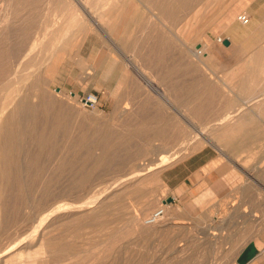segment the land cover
<instances>
[{
  "label": "rangeland",
  "instance_id": "obj_1",
  "mask_svg": "<svg viewBox=\"0 0 264 264\" xmlns=\"http://www.w3.org/2000/svg\"><path fill=\"white\" fill-rule=\"evenodd\" d=\"M37 1L25 5H17L16 12H12L8 19L10 22L7 20L5 21L7 24L2 22L3 24L1 25L0 23L2 26L0 27V37L1 40L3 39L0 41L2 42L0 43L1 48L6 53H11L9 58L3 60L4 70L9 72L16 69L19 75L27 71H31L34 74L33 83L28 80V82L22 83L23 85L19 84L22 86V91H20L19 95V98H21L20 109L18 108L19 110L12 115L14 117L10 116L5 120L6 123L4 124L6 125H4L3 129H7V132L3 130V137L2 134L0 135V151L3 153V155L2 153L0 155V175H2L0 176V189L2 190H0V196H2L0 197V231L6 228L3 233L0 232V248L3 249L6 245L19 240L23 245L21 248L22 254L20 257L10 260L11 264H26L27 262H30V264H45L42 262L44 259H48L47 264H230L231 254L229 253V248L233 244L232 242L245 235V230L248 229L261 232H257V236L261 235L260 240H263V246L262 248L258 247V245L256 246L259 249V264H264V179L259 178V185H252L250 186L251 188L241 191V194L237 193L234 186L236 182L231 175L234 168H231L233 165L228 163L229 161H227L226 157V155L237 156L241 152V156L237 157H241L239 159L242 160L247 159L249 167L264 163V160L262 161L264 159V155H262L264 153V130L259 129L263 124L257 121L258 117L255 115L252 116L255 119L253 124H249L254 129H244L236 133L233 143L229 146L226 144L228 146L225 149L226 155L219 153L210 143L195 149L193 147L194 143L196 144V142L201 140L198 138L188 145L187 149L179 152L178 159L176 158L170 164L156 168L154 171L151 170L159 183L144 184L134 179L127 180V182L121 181L132 169L142 168L144 169L143 172H146L147 165L157 160L159 152L165 146L171 147L170 145H174V147H178L180 146L178 145L179 142L185 136L189 135L190 137L196 131H202L204 127H206L203 129L205 131L211 129L210 125L212 126L214 122L209 119L212 118V115L196 114L195 111H204L205 109L212 111V105L205 108L201 105L202 101L200 99L196 100L191 95L193 94L192 87L196 88L201 83L200 79L198 82L196 80L197 74H199L198 77L204 79L207 72L211 77L208 78V81L213 85V80L217 77L213 72L214 67L217 65L216 56L206 61L204 65H199V67L195 65V62L187 63L189 61L178 49L176 37L181 34L180 29L184 25L187 28L189 24L187 23L186 25L187 20L190 22V30L195 31L203 23L202 21L210 19L207 16L208 14L210 16L213 13H217L221 7V12L217 16H215L216 14L211 16L216 18L209 23L199 39H201V43L202 41L206 43L207 47L204 51L207 54L210 48L216 51L223 49L224 43L217 42V36L223 37L224 29L228 27V23L231 20H235L238 13L244 12V7L251 4L252 0H210L205 6L203 5L205 8L201 6L202 0H200L202 3L199 0H195L192 3L193 6L190 5L189 9L186 6L182 10L181 7L169 3L171 0H161L162 4L159 2L160 0H153L155 4L153 9L144 7L133 0H121L119 18L110 29L105 23L95 25L91 20L92 18H97L98 11L100 13V11L108 9V7L103 9L104 6L101 3L98 4L100 5L98 8L93 7L92 9L89 7L87 9L82 3H77L74 0H71L72 4H69L70 0H58L59 2L57 0H48V3L46 0H39L38 3ZM163 2L166 6L163 5ZM5 3V0H0V16ZM157 4H161L160 8ZM217 4L219 8L216 7ZM72 6H75L81 16L88 18L87 21L91 24L93 30L85 34L82 37L83 39L81 38L82 41L78 49L73 48L69 52V44L79 38L73 34L74 28L83 24L72 22L69 16V10ZM196 6H200V8L197 9ZM174 7L177 8V12ZM26 8L27 11L25 12ZM29 8L32 9L29 10ZM165 8H167V13H164L165 15L167 14L166 17L168 19L165 24L157 20L149 22L147 17L162 15ZM193 9L198 15V18L195 17V20L198 19L197 23L194 22V16H191L194 14H191ZM180 10L183 14L185 10L188 14L190 12L191 18L186 12L183 15ZM95 11L97 12L95 13ZM203 12H205L204 15H201ZM211 12L212 14H210ZM19 13L20 16L18 15V17L17 14ZM28 13L36 15L32 16ZM176 13L177 15H182L179 18L180 20L178 19L179 15L177 17ZM23 14L28 18L24 17ZM122 15H126L124 21H122ZM204 16L207 18L205 17L204 19ZM172 17L173 19H171ZM185 17H189L192 22ZM12 18L17 21L15 19L13 21ZM21 18L26 19L22 20ZM20 19L21 23H19ZM179 21L185 22L184 25ZM15 23L16 26L14 25L15 27H13ZM146 26H149L147 27L148 29ZM17 27L19 29H15ZM151 27L154 29H152V32H150ZM178 27L180 31L175 29H178ZM187 29L185 30L187 31ZM12 30L15 31L13 32ZM61 30L65 31L66 36L64 39L67 40L68 44L62 45L65 49L63 51L69 54L65 55L64 59L59 58L62 60L54 62L58 66L55 64L56 66L52 65L54 68H51L49 67L51 57L58 48L51 47L49 51L48 49L45 51L44 48L47 45V40L51 36L59 35ZM159 31L162 32V35H160ZM186 31H182L183 35L187 33ZM152 35L154 36L153 38ZM24 38L25 41L27 39L29 41L22 42ZM4 39L6 40L5 42ZM15 39H18L17 41L21 42V44ZM158 40H160V43ZM172 40L176 45L175 47L172 46ZM197 41L195 37L193 44ZM13 42H15V45H12ZM149 42L151 43L149 44ZM24 43L27 45H24ZM151 44H153V47ZM159 45H162V47ZM13 46L14 50L17 48L16 51L13 50ZM196 46L198 47L199 44ZM133 47L137 48V51ZM166 47H172L169 50L174 47L173 50L177 51V53L175 51L174 53L173 50V53L170 52ZM143 48H146L145 50L149 52L141 50ZM155 48L156 50H154ZM157 51L160 52L159 55ZM13 54L15 57H13ZM46 55H49L51 59L46 57ZM135 55H137V58L134 59ZM179 55L182 56V59ZM150 56L152 57L150 58ZM6 59L11 61L9 65ZM133 59L137 60L138 64ZM164 60L165 62H163ZM181 60H186V64H182ZM35 61L36 63L37 61L40 62L35 64ZM177 61L181 64L176 63ZM141 62L145 63L143 70H149L148 73L156 76L154 77V84L165 86V95L168 98L166 102L156 89L145 85L144 80L133 69L142 68ZM169 63L172 64L170 65ZM133 64L135 65L134 67ZM46 65L52 70L55 69V71L53 73L50 71L49 73ZM167 65H170V68ZM173 65L175 68H172ZM10 67L11 69H8ZM145 67L148 68L146 69ZM167 69H171L169 70L171 76H169ZM178 72L179 75H177ZM168 77H172L171 80ZM6 81L7 79L4 80V82ZM190 82L192 86L189 85ZM30 86L32 87L30 88ZM24 89H26V92H23L25 91ZM33 92H35V97L30 95ZM89 95L96 96V101L93 105L83 101ZM23 106L29 107V113L26 112L27 108L25 107V111ZM33 106L35 109L32 108ZM180 112H184V114L179 115ZM10 118L13 119V122ZM4 137L5 139L7 138V144ZM11 140L14 142H12L13 144ZM175 143L177 144L175 145ZM1 144L6 145L4 146L5 148ZM185 145L182 146V149ZM203 147L209 148L211 153H214L215 159L203 168L202 174L200 173L201 175L198 174V176L195 174L197 178L194 175L191 180H188L187 183L189 182V184L187 187L181 186L180 179H174L168 186L163 179L164 169ZM248 151H253L254 153L249 155ZM259 157L263 158H260V160ZM151 171H147L144 176L151 175ZM135 181L137 185H134ZM226 184L231 187L233 185V190L229 188L228 191ZM125 185L126 188L123 187ZM258 191L259 193H257ZM113 192L116 196L113 195ZM244 195L247 196L245 197ZM94 196L100 197L98 198L99 200H96V204L91 205L99 206L100 203L102 206L100 208L102 209L88 213L89 209L87 210L85 206L82 207L84 204L81 203L90 201ZM146 196L153 199L149 205L142 202L138 203L140 199L141 201L143 200L141 197L145 199L147 198ZM168 198L171 201H168ZM245 198L248 201L243 200ZM249 199L251 200L249 201ZM230 201L233 204L243 203L244 201L246 204L243 203L241 205L247 210L256 209L257 213L260 212L258 213L260 218L262 217L261 224H256V227L250 228L251 226L240 223L241 219L238 218L240 214L238 211H231L235 214L233 213V217L232 215L230 217L231 212L225 210L228 205L232 204ZM79 203L80 206L76 205L75 207V204ZM161 203L170 205V211L173 213L171 215L167 214L165 218L170 217L168 220L174 222L169 224L174 225L175 232L170 231V229L167 232L165 226L152 227L144 222V218L153 210L159 208ZM59 206L60 210H56ZM51 210L56 212L50 216V219L46 220L41 229L47 231L50 228V232L47 231V233L59 243L45 250L43 249L44 253L38 243L39 241L37 242L36 236L31 237L33 233H30V230L33 232L41 217L43 218L44 214ZM208 216L213 218L210 219ZM216 216L224 217L226 221L228 220L226 222L228 224L225 223L227 227L223 228L224 230L211 228L210 222L212 223ZM29 226L30 228H28ZM212 231H216L218 239H222L214 242ZM8 236L12 237L8 238ZM235 237L236 239H234ZM85 238L90 241L88 242ZM254 243L256 244L255 240L250 239L245 245ZM218 246L220 247L217 248ZM240 251L237 252L233 264H238L237 257Z\"/></svg>",
  "mask_w": 264,
  "mask_h": 264
},
{
  "label": "bare ground",
  "instance_id": "obj_2",
  "mask_svg": "<svg viewBox=\"0 0 264 264\" xmlns=\"http://www.w3.org/2000/svg\"><path fill=\"white\" fill-rule=\"evenodd\" d=\"M34 1H36V0H5V7H4V9H3V12H2V14H1V16H0V23H1V25L3 24L2 22H5V21H7L8 19H9V17H10V15L12 14V12H14L15 11V9H16V6L17 5H25V4H28V3H31V2H34ZM58 1V0H57ZM66 1V0H65ZM75 2H77V3H82L83 4V6L84 7H86L87 9H89V7L90 8H92L93 9V7H95V8H98V6H100V5H98V4H100L101 3V5H103L104 7H103V9L105 8V7H108V9L107 10H104V11H100V13H98L97 11H95V13L97 12V18H96V16H95V18L96 19H91L94 23H95V25H98V24H103V23H105V25H107L108 26V28L110 29V28H112L113 27V24L114 23H116V21H117V19L119 18V10L121 9V7L119 6L120 5V2H121V0H74ZM133 1H135V2H138V3H140L142 6H144V7H148V8H152L153 9V5H155L154 4V2H153V0L152 1H150V0H133ZM163 1H165V0H163ZM166 1H168V0H166ZM172 1V2H171ZM169 3H171L172 5H175V6H177V7H181V10L182 9H185V7L187 6V8L189 9V7H190V5H192V3L195 1V0H171ZM200 1V0H199ZM202 1H203V3H202ZM202 1H200V3H202L201 4V6H202V8H205V7H203V5L205 6L207 3H208V1H210V0H202ZM212 1V0H211ZM39 2V0L37 1V3ZM45 2V1H44ZM43 2V3H44ZM46 2L48 3V0H46ZM45 2V3H46ZM59 2V1H58ZM152 2V3H151ZM159 2H161V0L159 1ZM217 2V1H216ZM42 3V4H43ZM73 2H71V0H70V2H69V4H72ZM128 3V2H127ZM127 3H126V5H127ZM133 3V2H132ZM218 3V2H217ZM33 4V3H32ZM34 4H36V3H34ZM161 4H162V2H161ZM161 4L159 5V4H157L158 6H159V8H160V6H161ZM216 4V3H215ZM214 4V5H215ZM219 5H221L220 3H218ZM218 4L216 5V7H218L219 8V6H218ZM163 5L164 6H166L165 4H164V2H163ZM195 5H196V2H195ZM199 5V4H198ZM42 6V5H41ZM193 6V5H192ZM19 7V6H18ZM81 7H82V5H81ZM169 7H171V6H169ZM184 7V8H183ZM24 8V7H23ZM32 8H34V7H32ZM32 8H29V10L30 9H32ZM134 8V7H133ZM136 8H138V7H136ZM174 8H176V7H174ZM186 8V9H187ZM196 8L198 9V8H200V6L199 7H197L196 6ZM19 9V8H18ZM21 9V8H20ZM35 9H37V8H35ZM34 9V10H35ZM42 9H43V6H42ZM135 9V8H134ZM166 9L167 8H165V11H163V13L164 12H166L167 13V11H166ZM187 9V10H188ZM195 9V8H194ZM192 10V11H194V12H192L191 11V14L192 13H194V14H192L191 16H194L193 18H194V22H196L198 19V15H196V11L195 10ZM207 9V8H206ZM209 9V8H208ZM217 9V8H216ZM220 9H221V7H220ZM218 10L217 11V13H213V14H216L215 16H217L220 12H221V10ZM28 10V12H30ZM83 10V9H82ZM169 10H171V9H169ZM180 10V12L182 13V11ZM200 10V9H199ZM21 11V10H20ZM27 11V8H26V10H25V12ZM32 11V10H31ZM35 11H37V10H35ZM35 11H33V12H35ZM40 11V10H39ZM38 11V12H39ZM134 12H135V10H133ZM156 11V10H155ZM157 11H159L158 9H157ZM174 11V10H173ZM176 12H177V8H176V10H175ZM184 11V10H183ZM190 11V10H189ZM198 11V10H197ZM206 11V10H205ZM16 12V11H15ZM23 12H24V10H23ZM24 12V13H25ZM32 12V13H33ZM85 12V11H84ZM133 12V13H134ZM150 12V11H149ZM169 12V11H168ZM179 12V13H180ZM185 12H186V10L184 11V14H185ZM210 12V11H209ZM21 13V12H20ZM20 13L19 14H17V16L19 15L20 16ZM94 13V12H93ZM142 13H144V12H142ZM162 13V15H159V16H156V15H151L149 18L147 17V19H149V22L151 21V20H157L158 22H160V23H162V24H165V22H167V14L165 15V13L163 14ZM170 13V12H169ZM169 13H168V16H169ZM187 13V12H186ZM200 13V12H199ZM204 13L205 12H203V14L201 13V15H204ZM16 14V13H15ZM28 14H30V13H28ZM85 14V13H84ZM88 14V13H87ZM153 14V13H152ZM158 14V13H157ZM173 14V13H172ZM174 14H175V12H174ZM173 14V15H174ZM183 14V13H182ZM183 14V15H184ZM188 14V13H187ZM189 14H190V12H189ZM188 14V15H189ZM198 14V13H197ZM210 14H212V12L210 13ZM212 14V15H213ZM24 15V14H23ZM26 15H27V13H26ZM26 15H24V17H27ZM30 15H32V16H34V15H36V14H30ZM29 15V16H30ZM86 15V14H85ZM143 15V14H142ZM172 15V16H173ZM176 15H177V13H176ZM178 15H179V17H178ZM177 15V17H178V19L180 18V16H182V15H180V14H178ZM188 15H186V16H188ZM196 15V16H195ZM206 15V14H205ZM212 15H210L209 16V14L207 15L208 16V18H210V19H206V20H204V21H206V22H204V21H202L203 23L201 24V25H199V27H198V29H196L195 31H193L192 29V31L190 30V26H189V24H190V22H189V20H187L188 22H186V25H187V23H189L188 25H187V28H186V26L184 25V23H182L183 21H184V19H182L183 21H179V22H181L184 26L181 28L180 27V25H178L179 27H178V29L177 28H175L177 31H180L181 32V34H179V35H177V37H176V40H177V43H178V49L180 50V52H182V55L189 61V62H187V63H193V62H195V65L196 66H198L199 67V65H204L205 64V62L206 61H208L209 59H210V57L209 56H207V55H204V54H206V51H204V49H206V47L204 46V44H201V39H199V37H200V35H201V33L202 32H204V30L207 28V26L209 25V23L211 22V21H213V19L214 18H216V17H211ZM18 16V17H19ZM32 16H30L31 18H32ZM69 16H70V18H71V20H72V22H79V23H83L82 24V26H76L74 29V32H73V34H75V35H77V38L79 37L80 38V41H79V38L76 40L75 38V40H73L74 42L73 43H71V44H69L70 45V49H69V52L73 49V48H77L78 49V47H80L79 45H80V43H81V38L85 35V34H87L88 32H90V31H92L93 30V27L91 26V24L87 21V19L86 18H84L83 16H81L80 15V13L78 12V10L75 8V6H72V8H70V10H69ZM87 16V15H86ZM123 16V15H122ZM126 15H124L123 16V18H122V21H124L125 19H124V17H125ZM191 16L189 15V17L191 18ZM14 17V16H13ZM17 17V18H18ZM132 17V16H131ZM145 17H146V15H145ZM189 17H185V18H188V19H190ZM195 17H197L196 19L197 20H195ZM205 17L206 16H204V19H205ZM28 18V17H27ZM34 18V17H33ZM176 18V17H175ZM184 18V17H183ZM207 18V17H206ZM13 19V18H12ZM15 19V18H14ZM14 19H13V21H14ZM22 19V18H21ZM21 19H20V22H19V20H18V22L19 23H21ZM26 18H24V19H22V20H25ZM171 19H173V17L171 18ZM177 19V18H176ZM178 19H177V21H178ZM16 20V19H15ZM30 20V19H29ZM32 20V19H31ZM36 20V19H35ZM90 19H89V21H91ZM180 20V19H179ZM17 21V20H16ZM28 21V20H27ZM171 21V20H170ZM175 21V20H174ZM185 21H186V19H185ZM190 21H191V19H190ZM8 22H10V20H8ZM12 22V21H11ZM33 22V21H32ZM172 22H173V20H172ZM192 22V21H191ZM198 22V21H197ZM196 22V23H197ZM6 23V22H5ZM4 23V24H5ZM13 23V22H12ZM24 23V22H23ZM34 23V22H33ZM180 23V24H181ZM201 23V22H200ZM7 24V23H6ZM32 24V23H31ZM176 24H177V22H176ZM175 24V25H176ZM191 24H193V23H191ZM195 24V23H194ZM0 25V27H2ZM9 25V24H8ZM12 25V24H11ZM16 26V23L15 24H13V27H15ZM19 25V24H18ZM74 25V24H73ZM147 25H148V22H147ZM171 25V24H170ZM170 25H168V26H170ZM10 26V25H9ZM9 26L7 27L8 28V30L10 29L9 28ZM158 26V25H157ZM172 26V25H171ZM170 26V27H171ZM177 26V25H176ZM182 26V25H181ZM192 26V25H191ZM20 28H21V26H19ZM19 27H17V28H15V29H19ZM147 27H149V26H146V28ZM155 27V26H154ZM172 27H174V26H172ZM171 27V28H172ZM193 27H194V25H193ZM6 28V27H5ZM107 28V27H106ZM170 28V29H171ZM187 29V31L185 30V29ZM1 29V28H0ZM28 29V28H27ZM148 29V28H147ZM152 27H151V30H150V32H152ZM169 29V28H168ZM167 29V30H168ZM180 29V30H179ZM184 31H186L187 33L186 34H184L183 35V30ZM3 30V29H2ZM22 30V29H21ZM154 30V29H153ZM159 30H160V28H159ZM172 30H173V28H172ZM13 31V30H12ZM11 31V33H13ZM161 31H162V29H161ZM177 31H174V32H177ZM16 32H17V30H16ZM154 32V31H153ZM160 32V31H159ZM169 32V31H168ZM193 32V33H192ZM5 33V32H4ZM18 33V32H17ZM28 33H29V31H28ZM161 34L160 35H162V32H160ZM177 33H179V32H177ZM151 34H153V33H151ZM165 34V33H164ZM155 35V34H154ZM4 36V35H3ZM10 36H11V34H10ZM65 36H66V33H65V31L64 30H61L60 31V34L58 35H54V36H51L48 40H47V45L45 46V51L48 49V51H49V48H51V47H56V48H58L57 50H55L54 51V54H53V56L50 58L49 57V55L47 56L46 55V57H49L50 59H51V62H50V66L49 67H51V68H54V66L52 67V65H55L56 63H54V62H56L57 60H62V59H59V58H63L65 55H68L67 54V52H64L65 51V49H64V47H62V45H68L67 44V40H65L64 38H65ZM157 36V35H156ZM5 37V36H4ZM16 37V36H15ZM73 37V36H72ZM71 37V38H72ZM75 37V36H74ZM154 36L152 35V38H153ZM158 37V36H157ZM196 37V40H198L195 44H193V41H194V38ZM12 38H14V37H12ZM160 38V37H159ZM159 38H157V39H159ZM83 39V38H82ZM170 40H171V38H169ZM3 40V39H2ZM1 40V37H0V41H2ZM14 40V39H13ZM18 39H15V41H17ZM22 40V39H21ZM28 40V39H27ZM27 40L25 41V38H24V40H22V42H27ZM162 40V39H161ZM164 40V39H163ZM166 40H167V38H166ZM170 40H168V42L169 43H171L170 42ZM6 40L4 39V42H5ZM29 41V40H28ZM173 41V40H172ZM12 42V41H11ZM10 42V43H11ZM17 42H19V41H17ZM16 42V43H17ZM72 42V41H71ZM154 42V41H153ZM158 42L160 43V40H158ZM0 43H2V42H0ZM15 42H13V44L12 45H15L14 44ZM20 44H21V42H19ZM151 42H149V44H150ZM165 43V42H164ZM163 43V44H164ZM168 43V45L170 46V44ZM5 44V43H4ZM30 44H32L31 42H30ZM158 44V43H157ZM173 44H174V41H173ZM172 44V46H176L175 44L173 45ZM199 44V46L197 47L196 45H198ZM17 45H19V44H17ZM23 45V44H22ZM24 45H27V44H25L24 43ZM138 45V44H137ZM141 45V44H140ZM139 45V46H140ZM153 44H151V46H152ZM167 45V46H168ZM2 46H3V44H2ZM31 46H33V45H31ZM139 46H137L138 48H140ZM157 46V45H156ZM155 46V47H156ZM160 47H162V45H159ZM168 46V47H169ZM16 47V46H15ZM19 47V46H18ZM60 47H62V48H60ZM67 47V46H66ZM143 47H144V45H143ZM150 47V46H149ZM148 47V48H149ZM153 47V46H152ZM168 47H166V48H168ZM174 47H173V49H174ZM9 48V47H8ZM13 48V50H14V46L12 47ZM11 48V49H12ZM28 48H30V47H28ZM133 48H135V47H133ZM147 48V49H148ZM151 48V47H150ZM172 48V47H171ZM171 48H168V50L169 49H171ZM201 49L202 50V54H198V52H197V49ZM10 49V48H9ZM16 49L17 48H15V50L14 51H16ZM63 49H64V51H63ZM136 49V51H137V48H135ZM146 49V48H145ZM144 48L143 49H141V50H145ZM159 49V48H158ZM160 49H162V48H160ZM172 49V50H173ZM177 48H176V50H178ZM150 50V49H149ZM152 50V49H151ZM154 50H156V48L154 49ZM154 50H153V52H154ZM166 50V49H165ZM172 50H169L170 52H172ZM28 51H30V50H28ZM133 51V50H132ZM146 51V50H145ZM148 51V50H147ZM146 51V52H147ZM167 51V50H166ZM165 51V52H166ZM175 50H173V52H174ZM144 52V51H143ZM149 52V51H148ZM147 52V53H148ZM151 52V51H150ZM158 52V51H157ZM172 52V53H173ZM176 53H177V51H175ZM174 52V53H175ZM138 53V52H137ZM155 53V52H154ZM161 53H162V51H161ZM164 53V52H163ZM171 53V54H172ZM27 54V53H26ZM134 54H135V52H134ZM133 54V55H134ZM153 54V53H152ZM158 55L160 54V52H158L157 53ZM10 55H11V53L10 52H8V53H6L5 52V50H3L2 48H1V45H0V135L2 134V131L4 130L3 128H4V125H6V124H4V123H6L5 122V120L8 118V117H10V116H12V115H14L20 108H19V105H20V100H21V98H19V95H20V91H22V86H20L19 84H24V83H26V81L28 82V80H30L31 82L32 81H34V80H32L33 79V77H34V74H32L31 73V71H27V72H25V73H22V74H18L17 73V71H16V69L13 71H9V72H6L5 70H4V68H3V60L5 59V58H9L10 57ZM14 55V54H13ZM140 55V54H139ZM149 55V54H148ZM158 55H157V57H158ZM168 55H170L169 53H168ZM176 55V54H175ZM153 56V55H152ZM152 56H150V58L152 57ZM155 56H156V53H155ZM173 56V55H172ZM180 56V55H179ZM13 57H15V55L13 56ZM46 57H44V59H46ZM77 57V56H76ZM132 57V56H131ZM161 57V56H160ZM169 57V56H168ZM167 57V58H168ZM171 57V56H170ZM174 57V56H173ZM172 57V58H173ZM178 57V56H177ZM181 57V59H182V56H180ZM12 58V57H11ZM135 58H137V55H135V57H134V59ZM64 59V58H63ZM133 59V60H134ZM163 59V58H162ZM177 59V58H176ZM7 60V62H8V65H9V62H11V61H8V59H6ZM167 60H169V59H167ZM166 60V61H167ZM170 60H171V58H170ZM169 60V61H170ZM31 61V60H30ZM43 61V60H42ZM137 64H138V62H137V60H134ZM160 61V60H159ZM174 61V60H173ZM172 61V62H173ZM179 61H180V59H179ZM185 61V62H184ZM181 60V63L182 64H186V60ZM6 62V63H7ZM13 62V61H12ZM39 62L40 61H37V63H36V61H35V64H39ZM48 62H49V60H48ZM163 62H165V60L163 61ZM171 62V61H170ZM46 63V62H45ZM59 63V62H58ZM136 63H134V64H136ZM166 63H168V62H166ZM166 63H164V64H166ZM174 63V62H173ZM176 63H178V61L176 62ZM180 63V62H179ZM178 63V64H179ZM180 63V64H181ZM33 64V63H32ZM34 64V65H35ZM44 64V63H43ZM48 64V63H47ZM133 64V67L135 66ZM136 64V65H137ZM141 64H142V68H140V69H138V68H133V69H135L136 70V72H137V74L144 80V82L146 83L145 85H147L148 87H151V88H153V89H156V91L157 92H159V95H161V98H163L164 99V101L166 102L167 100H168V98L166 97V95H165V91H166V89L164 88L165 86L163 85V86H161V85H157V84H154L155 82V78L154 77H156V76H153L151 73H148V71L149 70H147V71H145V70H143V65L145 64H143L142 62H141ZM170 65L172 64V63H169ZM179 64V65H180ZM57 65V64H56ZM55 65V66H56ZM169 65V66H170ZM174 65H177V64H174ZM173 65V67L172 68H175V66ZM178 65V66H179ZM189 65V64H188ZM32 66V65H31ZM58 66V65H57ZM141 66V65H140ZM146 66V65H145ZM166 66V65H165ZM168 65H167V67H169ZM29 67V66H28ZM40 67V66H39ZM42 67V66H41ZM46 67L48 68V72L50 73V71L53 73V71H55V69H50L49 67H48V65H46ZM46 67H45V69H46ZM137 67V66H136ZM167 67H165V68H167ZM177 67V66H176ZM181 67V66H180ZM183 67V66H182ZM181 67V68H182ZM16 68V67H15ZM38 68V67H37ZM56 68V67H55ZM146 69L148 68V67H145ZM170 68V67H169ZM184 68V67H183ZM188 68V67H187ZM8 69H11V67L10 68H8ZM30 69V68H29ZM26 70V69H25ZM42 70H44V69H42ZM166 70V69H165ZM168 70V74L169 73H171V72H169V70H171V69H167ZM179 70V69H178ZM177 70V71H178ZM46 71H47V69H46ZM37 73V72H36ZM174 73V72H173ZM175 74V73H174ZM38 75H39V73H38ZM176 75V74H175ZM177 75H179V72H178V74ZM42 76V75H41ZM167 76V75H166ZM169 76H171V74H169ZM39 78V77H38ZM38 78H35V79H38ZM169 78V77H168ZM172 78V77H171ZM171 78H169V80H171ZM5 79H7V81L6 82H4V80ZM167 79V78H166ZM161 80V79H160ZM159 81V80H158ZM161 81H163V80H161ZM4 82V83H3ZM33 83V82H32ZM35 83H36V81H35ZM163 83V82H162ZM161 83V84H162ZM22 84V85H23ZM29 84H30V82H29ZM37 84V83H36ZM35 84V85H36ZM159 84H160V82H159ZM164 84V83H163ZM32 85V84H31ZM35 85H34V87H35ZM189 85H191V82H190V84ZM33 86V85H32ZM32 86H30V88L32 87ZM37 86V85H36ZM161 86V87H160ZM192 86V85H191ZM27 87V86H26ZM164 88V89H163ZM35 89H36V87H35ZM25 91H23V92H26V89H24ZM28 90H30L29 88H28ZM24 95H25V93H24ZM28 95V94H27ZM31 96H33V97H35L36 95H35V92H33L32 94H30ZM35 95V96H34ZM167 96H169V95H167ZM24 97V96H23ZM75 97V96H74ZM96 96H94V95H89V100L91 101H96V98H95ZM25 98V97H24ZM32 99V98H31ZM34 100V99H33ZM89 100L88 101H86V102H89ZM24 101V100H23ZM25 101H27V100H25ZM26 104V103H25ZM24 104V105H25ZM28 104V103H27ZM31 104V103H30ZM22 105H23V102H22ZM26 106H28V105H26ZM25 106V107H26ZM34 106H36L35 104H34ZM34 106L32 107V108H34ZM24 107V106H23ZM24 107V108H25ZM9 108V109H8ZM19 108V109H18ZM23 108V109H24ZM26 108H27V111H26ZM25 108V111L26 112H28L29 113V107H26ZM124 108L125 109H127V107L126 106H124ZM8 109V110H7ZM31 109V108H30ZM35 109V108H34ZM128 110V109H127ZM25 111L23 110V112L25 113ZM122 111H123V109H122ZM255 112H252V113H250L249 115H243V116H241V117H238V118H236L235 116H232V115H226V116H224L223 118H221V119H219L217 122H215L212 126L210 125V127H211V129L209 130V131H205V130H203L204 128H206V127H204L203 129H202V131H200L201 133H203V134H205L207 137H202L199 133H195L194 135H190V137H189V135L188 136H185V138H183L180 142H179V144L178 145H180V146H178V147H174V145H170L171 147H168V146H165L164 147V149L163 150H161L160 152H159V154H158V156H157V160L156 161H154V162H151V163H149L148 165H147V169H146V172L147 171H154V169H156V168H161L162 166H164V165H167V164H170L172 161H174L178 156H179V152L180 151H182V150H184V149H187V146L188 145H190V144H192L193 142H194V140H196V139H198V138H200L201 140H199L198 142H196V144L194 143V148L196 149L197 147H199V146H201V145H204V144H206V143H212L214 146H216V148L219 150V153H221V154H223V155H226L225 154V149H226V147H228L229 145H231L233 142V140H234V138L236 137L235 136V134L236 133H238L239 131H242V130H244V129H249L250 128V130L251 129H254V127L253 126H249V124H253V122H254V120L255 119H253L252 118V116L253 115H255L256 117H258V120L257 121H259V122H261V121H263L262 120V114H261V108L260 107H257L255 110H254ZM21 113V112H20ZM125 113V112H124ZM127 113V112H126ZM19 114V113H18ZM25 114H27V113H25ZM183 115L184 114V112L183 113H179V115ZM24 115V114H23ZM28 115V114H27ZM19 117H20V115H18ZM17 116V117H18ZM185 116V115H184ZM12 117H14V116H12ZM16 117V118H17ZM23 117V116H22ZM21 118V117H20ZM20 118H18V119H20ZM24 118V117H23ZM11 119V118H10ZM13 119H11V121H12ZM15 120V119H14ZM21 120V119H20ZM16 121V120H15ZM13 122V121H12ZM12 122H11V125H12ZM17 122V121H16ZM27 122V121H26ZM19 123H21L20 121H19ZM19 123H18V125H19ZM28 123V122H27ZM31 123V122H30ZM207 124V123H206ZM207 126V125H206ZM6 127V126H5ZM12 127V126H11ZM16 127H17V124H16ZM22 127V126H21ZM27 127V126H26ZM30 127V126H29ZM7 128V127H6ZM28 128V127H27ZM201 128V127H200ZM208 128H209V125H208ZM260 130L261 129H263L264 130V126H260V128H259ZM6 130V132H7V129H5ZM4 130V131H5ZM15 130V129H14ZM17 130V129H16ZM24 130V129H23ZM201 130V129H200ZM262 130V131H263ZM19 131V130H18ZM17 132V131H16ZM15 132V133H16ZM9 133V132H8ZM18 133V132H17ZM16 133V134H17ZM10 134V133H9ZM6 135H8V134H6ZM263 135H264V132H263ZM2 137H3V134H2ZM7 137V136H6ZM16 137V136H15ZM1 138V137H0ZM3 139V138H2ZM4 139H5V137H4ZM7 139V138H6ZM6 139H5V141H6ZM10 140V139H9ZM13 141L11 140V143H12ZM184 142V143H183ZM2 143V142H1ZM6 144H7V141L5 142ZM14 143V142H13ZM12 143V144H13ZM177 143H175V145H176ZM186 144V145H185ZM226 144H228V146L226 145ZM2 145V144H1ZM185 145V147H183V149H182V146H184ZM247 145V144H246ZM4 146H6V145H2V147H4ZM13 147V146H12ZM181 147V148H180ZM5 148V147H4ZM249 148V147H248ZM18 149V148H17ZM258 149V148H257ZM246 150H248V149H246ZM6 151V150H5ZM254 151V150H253ZM249 152V155H251V154H253L254 152ZM242 152H243V150H242ZM244 152H245V150H244ZM248 152H246L247 154H248ZM259 152V151H258ZM1 153H2V151H0V155H1ZM240 154H242L241 152L239 153V155H237V156H241ZM256 154V153H255ZM254 154V155H255ZM262 154V153H261ZM2 155H3V153H2ZM6 155V154H5ZM254 155H253V157H254ZM262 155H264V153L262 154ZM237 156H233V157H231V156H228V155H226V157H227V161H229L228 163H230V164H232L233 165V167H231V168H234L233 170V172L231 173V175H232V177L234 178V181L236 182V185H234L235 187H236V192L237 193H239V194H241L240 192L241 191H244L245 189H247V188H249L250 186H252V185H255V184H257V185H259L258 183H259V181H258V179L259 178H262V179H264V163H262V164H255L254 166H251V167H249L248 166V162L249 161H247V159H245V160H242V159H239V158H241V157H237ZM242 157H243V155H242ZM4 158V157H3ZM179 158V157H178ZM177 158V159H178ZM260 158H263V157H259V159ZM244 159V158H243ZM1 160V159H0ZM4 160V159H3ZM261 160V159H260ZM264 159H262V161H263ZM5 161V160H4ZM3 161V162H4ZM242 163H241V162ZM259 161V160H258ZM1 162V161H0ZM261 162V161H260ZM5 163V162H4ZM1 165V164H0ZM3 166V165H2ZM5 166H6V164H5ZM5 169V168H4ZM7 170V169H6ZM143 170L144 169H142V168H140V169H132V171L129 173V174H127L126 176H124L123 178H122V180L121 181H126L127 182V180H132V179H134V180H138V182L139 183H144V184H147V183H159L157 180L158 179H156V176H154L153 175V173H152V171H151V175H149V176H144V174L146 173L145 171L143 172ZM158 170V169H157ZM3 172H5V171H3ZM156 172V171H155ZM6 175V174H5ZM4 175V176H5ZM0 176H2V175H0ZM119 179H121V178H119ZM136 181H135V184L134 185H137V183H136ZM262 182V181H261ZM2 183V182H1ZM155 183V184H156ZM263 183V182H262ZM114 184V183H113ZM132 185V184H131ZM130 185V186H131ZM227 185V188H228V191H229V188L231 189L232 187H233V185H232V187L229 185V184H226ZM261 185V184H260ZM263 185V184H262ZM113 186H115V185H113ZM130 186H128V187H130ZM110 187V186H109ZM124 188H126V185L125 186H123ZM123 187H122V189H123ZM139 187H141L140 185H139ZM113 188V187H112ZM132 188V187H131ZM234 188V187H233ZM233 188H232V190H233ZM251 188V187H250ZM254 188H256V187H254ZM127 189H129V188H127ZM1 190V189H0ZM120 191H122V192H124L123 190H121V189H119ZM124 190H126V189H124ZM253 190V189H252ZM255 190V189H254ZM258 190V189H257ZM263 190H264V188H263ZM2 191V190H1ZM120 191H119V193H120ZM234 191V192H235ZM260 191V190H259ZM259 191L257 192V193H259ZM209 192V191H208ZM252 192V191H251ZM114 193V192H113ZM125 193V192H124ZM129 193V192H128ZM127 193V194H128ZM141 193V192H140ZM112 194V193H111ZM116 194H118V193H116ZM238 194V195H239ZM250 194V193H249ZM102 195V194H101ZM100 195V196H101ZM113 195H115V193L113 194ZM130 195V194H129ZM259 195V194H258ZM261 195H263V194H261ZM99 196V197H100ZM116 196V195H115ZM114 196V197H115ZM128 196V195H127ZM245 196V195H244ZM247 196V195H246ZM245 196V197H246ZM0 197H2V196H0ZM98 196H94V197H92L91 198V200L90 201H87L86 203L84 202H82L81 204H84V205H82V207L83 206H85V208H87V210H88V213H91L92 211H94V210H99V209H102V208H100V207H102L101 206V204L99 203V206L98 205H95V206H93V205H91V204H94L95 202H96V200L99 198ZM113 197V198H114ZM117 197H118V195H117ZM116 197V198H117ZM147 197V196H146ZM235 197V196H234ZM233 197V198H234ZM238 197V196H237ZM243 197V196H242ZM259 197V196H258ZM106 198V197H105ZM127 198H129V197H127ZM143 200L141 201V199H140V201L138 202V203H140V202H142V203H146L147 205H149L150 204V201H152L153 199H151V198H149V197H147V198H143V197H141ZM232 198V199H233ZM122 199V198H121ZM124 199V198H123ZM239 199V198H238ZM259 199V198H258ZM1 200V199H0ZM99 200V199H98ZM103 200H104V198H103ZM241 200V199H240ZM243 200H247L246 198L245 199H243ZM251 199H249V201H250ZM101 201H102V199H101ZM138 201V200H137ZM233 201V200H232ZM248 201V200H247ZM254 201V200H253ZM256 201V200H255ZM103 202H105V201H103ZM231 202V201H230ZM234 202H236V201H234ZM264 202V201H263ZM232 204H230V203H228V204H230V206L228 205L227 206V209H225V210H227V211H229V212H231V211H234V212H236V211H238L239 213V215H238V218H240L241 219V222L240 223H242V224H245L246 226H251L250 228H252V227H254L256 224H261V220H262V217L260 218V216H259V214L258 213H260V212H256L255 210H247V208H245V207H243L242 205H243V203L244 204H246L244 201H243V203H234L233 204V202H231ZM96 204V203H95ZM242 204V205H241ZM264 204V203H263ZM71 205V204H70ZM76 205H79L80 206V203L79 204H75V207H76ZM71 206H73V205H71ZM93 206V207H92ZM247 206V205H246ZM160 207H163L164 208V210H165V215H164V217H163V219L161 220V221H159L158 223H156V224H153V225H148V226H152V227H157V226H165L166 227V230H167V232L169 231V229H170V231L172 230V232L174 231V225H171V224H169V223H174L173 221H170V220H168V219H170V217H168V218H165L166 217V215L168 214V215H171V213H173L172 211H170V205L169 204H167V203H161V206ZM213 207V206H212ZM218 207H220V206H218ZM217 207V208H218ZM252 207V206H251ZM60 208V206L59 207H57L56 208V210L57 209H59ZM63 208V207H62ZM67 208H68V206H67ZM255 208V207H254ZM253 208V209H254ZM260 208V207H259ZM212 209V208H211ZM220 209V208H219ZM252 209V208H251ZM1 210H2V208H1ZM60 210V209H59ZM224 210V209H223ZM84 211V210H83ZM210 211V210H209ZM263 211V210H262ZM48 212V211H47ZM56 212V211H55ZM54 212V210H51V211H49L48 213H46V214H44L45 216L42 218L41 217V220H40V222H39V224L37 225V226H35L36 228H34V230H33V232H31V230H30V233H33V234H31V237H34V236H36V238H37V242L40 244V246H41V248H42V250L44 249H46V248H50L51 246H53V245H57L59 242L57 241V240H55V239H53L52 237H50L49 236V234L47 233V231H49V229L50 228H48L47 229V231L46 230H43V229H41V226L46 222V220H48V219H50V216L53 214V213H55ZM211 212V211H210ZM233 212V213H234ZM83 213V212H82ZM86 213H87V211H86ZM188 213V212H187ZM232 212H231V214H230V217H231V215L233 214ZM208 214H210V213H208ZM223 214V213H222ZM227 214V213H226ZM235 214V213H234ZM193 215V214H192ZM237 215V214H236ZM235 215V216H236ZM261 215H262V213H261ZM80 216H81V214H80ZM85 216H86V214H85ZM191 216V215H190ZM209 216H211V215H209ZM208 216V217H209ZM1 217H2V211H1ZM82 217V216H81ZM83 217H84V215H83ZM134 217V216H133ZM227 217V216H226ZM232 217H233V215H232ZM86 218V217H85ZM165 218V219H164ZM210 219L211 218H213V217H209ZM236 218V217H235ZM207 219V218H206ZM227 219H229L228 217H227ZM140 220V219H139ZM164 220H167V221H164ZM236 220V219H235ZM2 221V220H1ZM134 221V220H133ZM132 221V222H133ZM175 221V220H174ZM209 221V220H208ZM228 221V220H227ZM226 221V218H224V217H220V216H216V217H214V219H213V221H212V223L210 222V224H211V228L212 229H218V228H220V229H223V228H225V227H227V226H225V223L227 222ZM238 221V220H237ZM139 222V221H138ZM203 222V221H202ZM201 222V223H202ZM2 223V222H1ZM199 223V222H198ZM205 223V222H204ZM209 223V222H208ZM239 223V222H238ZM4 224H5V222L3 223V226H4ZM207 224V223H206ZM209 224V225H210ZM226 224H228V223H226ZM230 224V223H229ZM7 225V224H6ZM30 225V224H29ZM46 225V224H45ZM204 225V224H203ZM2 226V225H1ZM52 226V225H51ZM216 226H219V227H216ZM259 226V225H258ZM6 227H8V226H6ZM230 227H231V225H230ZM229 227V229H231ZM243 227V226H242ZM256 227V226H255ZM261 227H262V225H261ZM2 228V227H1ZM28 228H30V226L28 227ZM32 228H33V226H32ZM175 228H176V226H175ZM239 228H240V226H239ZM246 228H248V227H246ZM45 229V228H44ZM179 229V228H178ZM207 229H208V227H207ZM227 229V228H226ZM261 229V228H260ZM259 229V230H260ZM2 230V229H1ZM4 230H6V228H4ZM4 230L3 231H0L1 233H3L4 232ZM83 230V229H82ZM91 230V229H90ZM98 231H99V229H97ZM219 230V229H218ZM224 230V229H223ZM28 231V230H27ZM159 231V230H158ZM157 231V232H158ZM165 231V230H164ZM176 231V230H175ZM174 231V232H175ZM246 232H245V235H242V234H240V235H242V236H240L239 238H237L236 239V237L234 238V239H236L234 242H232L233 244L231 245V247L229 248V253L231 254L230 255V261H231V263L230 264H233L234 262H235V258H236V254H237V252L238 251H240L242 248H243V246L250 240V239H254L255 240V242H256V245H258V247H260V248H262V246H263V243H262V241L260 240L261 238V235L258 237L257 236V232L258 231H254V230H252V229H248V230H245ZM50 232V231H49ZM74 232V231H73ZM95 232V231H94ZM102 232V231H101ZM166 232V233H167ZM260 232V231H259ZM258 232V233H259ZM264 232V231H263ZM22 233V232H21ZM27 233V232H26ZM25 233V234H26ZM29 233V232H28ZM29 233V234H30ZM90 233V232H89ZM171 233V232H170ZM169 233V234H170ZM212 234H213V241L214 242H218L220 239H222V238H220V239H218V237L216 236L217 235V233H216V231H212L211 232ZM220 233V232H219ZM224 233H225V231H224ZM244 233V232H243ZM261 233V232H260ZM97 234V233H96ZM13 235V234H12ZM18 235V234H17ZM86 235V234H85ZM94 235V234H93ZM98 235H100V234H98ZM165 235V234H164ZM171 235H172V233H171ZM170 235V236H171ZM211 235V234H210ZM223 235V234H222ZM229 235V234H228ZM2 236V235H1ZM26 236V235H25ZM29 236V235H28ZM89 236H91V235H89ZM230 236V235H229ZM12 237V236H11ZM10 236H8V238H11ZM100 237V236H99ZM168 237V236H167ZM212 237V236H211ZM223 237V236H222ZM1 238V237H0ZM27 238V237H26ZM25 238V239H26ZM55 238H57V237H55ZM233 238V237H232ZM263 238V237H262ZM7 239V238H6ZM25 239H22V240H25ZM86 239V238H85ZM224 239V238H223ZM21 240V241H22ZM87 240V239H86ZM96 240H97V238H96ZM166 240V239H165ZM233 240V239H232ZM4 241V240H3ZM88 241V240H87ZM90 241V240H89ZM88 241V242H89ZM222 241H224V240H222ZM217 245V244H216ZM3 246H5L4 244H3ZM23 247V245H22V242H20V240L19 241H17V242H12V243H10V244H8V245H6L3 249H1L0 248V264H11V261L10 260H12L13 258H16V257H20V255L22 254L21 253V248ZM215 247V246H214ZM220 246H218L217 248H219ZM216 248V249H217ZM27 249V248H26ZM38 250H39V248H38ZM43 250V251H44ZM40 251V250H39ZM44 253H45V251H44ZM42 262L43 263H45V264H47V262H48V259H44V260H42ZM26 264H30V262H27Z\"/></svg>",
  "mask_w": 264,
  "mask_h": 264
},
{
  "label": "crops",
  "instance_id": "obj_3",
  "mask_svg": "<svg viewBox=\"0 0 264 264\" xmlns=\"http://www.w3.org/2000/svg\"><path fill=\"white\" fill-rule=\"evenodd\" d=\"M243 10L249 16V21L242 24L236 18L231 20L223 32V38L228 44H224V48L218 51L210 48L209 53L206 52L210 60L216 56L217 65L213 72L217 77L213 80L214 86L208 81L211 77L206 72L204 79L197 74L196 80L198 82L200 79L201 83L196 88L192 87V98L200 99L205 108L210 105L213 107L212 111L196 110L195 113L212 115L209 120L214 123L226 115L236 118L249 115L257 107L261 108V114L264 115V0H252ZM201 44L207 47L205 42L202 41ZM262 120L261 126H264V117ZM196 133L207 137L200 131ZM214 159V153L203 147L167 166L163 171V179L168 186L174 179H180L181 186L187 187V181L195 174L201 175L203 168ZM258 256L259 249L256 244H247L240 251L237 261L238 264H259Z\"/></svg>",
  "mask_w": 264,
  "mask_h": 264
},
{
  "label": "built area",
  "instance_id": "obj_4",
  "mask_svg": "<svg viewBox=\"0 0 264 264\" xmlns=\"http://www.w3.org/2000/svg\"><path fill=\"white\" fill-rule=\"evenodd\" d=\"M236 19L240 23L246 24L249 21V16L245 12H240V13L237 14ZM216 41L219 42V43H223L224 38L221 37V36H217ZM197 52H198V54H202L203 53L200 48L197 49ZM88 100H89V96L83 99V101L85 103H89L91 105H93L95 103V101H92V100L91 101L89 100V102H86ZM164 215H165L164 208L163 207H159V208L153 210L148 216H146L144 218V222L147 225L156 224V223H158L159 221H161L163 219Z\"/></svg>",
  "mask_w": 264,
  "mask_h": 264
},
{
  "label": "water",
  "instance_id": "obj_5",
  "mask_svg": "<svg viewBox=\"0 0 264 264\" xmlns=\"http://www.w3.org/2000/svg\"><path fill=\"white\" fill-rule=\"evenodd\" d=\"M223 43H224L225 45H227V44H228V41H227V40H224ZM168 201H171V199L168 198Z\"/></svg>",
  "mask_w": 264,
  "mask_h": 264
}]
</instances>
